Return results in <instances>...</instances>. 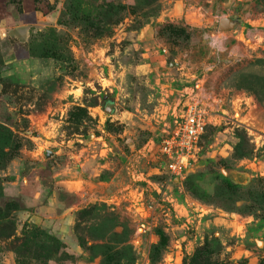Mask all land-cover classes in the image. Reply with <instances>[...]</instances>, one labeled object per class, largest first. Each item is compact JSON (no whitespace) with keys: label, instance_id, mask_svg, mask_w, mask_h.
Returning <instances> with one entry per match:
<instances>
[{"label":"rangeland","instance_id":"obj_1","mask_svg":"<svg viewBox=\"0 0 264 264\" xmlns=\"http://www.w3.org/2000/svg\"><path fill=\"white\" fill-rule=\"evenodd\" d=\"M193 100L212 123L172 177L159 145ZM259 251L264 0H0V264Z\"/></svg>","mask_w":264,"mask_h":264},{"label":"built area","instance_id":"obj_2","mask_svg":"<svg viewBox=\"0 0 264 264\" xmlns=\"http://www.w3.org/2000/svg\"><path fill=\"white\" fill-rule=\"evenodd\" d=\"M193 101L185 107L176 126L159 145L163 166L172 177H182L196 162L202 138L212 123L210 108L199 100Z\"/></svg>","mask_w":264,"mask_h":264},{"label":"crops","instance_id":"obj_3","mask_svg":"<svg viewBox=\"0 0 264 264\" xmlns=\"http://www.w3.org/2000/svg\"><path fill=\"white\" fill-rule=\"evenodd\" d=\"M220 220H221V219H220ZM62 229H63V230H61V231H64V232H66V233H69V229H70V228H69L68 226H63ZM77 248L80 249L79 246H77ZM249 258H250V262H251L252 264H260V263L264 260V253L261 252V251L256 252V253L251 252V255H250Z\"/></svg>","mask_w":264,"mask_h":264},{"label":"water","instance_id":"obj_4","mask_svg":"<svg viewBox=\"0 0 264 264\" xmlns=\"http://www.w3.org/2000/svg\"><path fill=\"white\" fill-rule=\"evenodd\" d=\"M233 27H234V24L229 19H223L220 22V26H219L220 29H230V28H233Z\"/></svg>","mask_w":264,"mask_h":264}]
</instances>
